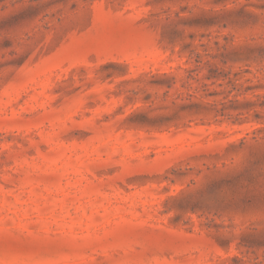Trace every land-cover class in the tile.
Listing matches in <instances>:
<instances>
[{
	"label": "rangeland",
	"instance_id": "rangeland-1",
	"mask_svg": "<svg viewBox=\"0 0 264 264\" xmlns=\"http://www.w3.org/2000/svg\"><path fill=\"white\" fill-rule=\"evenodd\" d=\"M0 264H264V0H0Z\"/></svg>",
	"mask_w": 264,
	"mask_h": 264
}]
</instances>
